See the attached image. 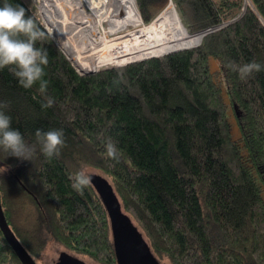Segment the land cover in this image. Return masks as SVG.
I'll return each mask as SVG.
<instances>
[{"label":"trees","instance_id":"obj_1","mask_svg":"<svg viewBox=\"0 0 264 264\" xmlns=\"http://www.w3.org/2000/svg\"><path fill=\"white\" fill-rule=\"evenodd\" d=\"M134 1L125 33L153 22L170 2L188 33L218 29L187 50L80 74L25 0H0L26 9L44 32L36 47L48 52L43 93L39 82L20 86L11 66L0 69V104L7 105L0 110L33 149L22 161L0 147L6 222L34 260L53 239L75 256L116 264L102 199L91 182L82 192L72 187L90 168L112 186L156 259L264 264V0ZM120 2L109 0L104 22ZM252 62L261 71L242 79L240 68ZM89 63L97 69L73 61L79 70ZM48 99L52 106L42 107ZM38 129L63 130L58 157L42 152ZM109 142L116 159L107 155ZM0 264H22L1 230Z\"/></svg>","mask_w":264,"mask_h":264},{"label":"bare ground","instance_id":"obj_2","mask_svg":"<svg viewBox=\"0 0 264 264\" xmlns=\"http://www.w3.org/2000/svg\"><path fill=\"white\" fill-rule=\"evenodd\" d=\"M53 1L56 4V17L58 18L56 19V37L49 28L50 26L56 29L54 20L49 22L47 20L46 26L55 43L62 47L67 46L69 49L67 54H74V56L76 54V58L71 59L65 53L72 62L82 58L80 55H85L84 58H93L100 66L120 62L128 63L162 56L184 46H194L200 40V34L190 35L181 25L173 5H169L157 17L155 23L130 31L123 37L110 39L105 30H102L103 12H105L104 7L107 8L108 0H106V5L105 0ZM91 7L94 10H91ZM88 9L92 14L88 13Z\"/></svg>","mask_w":264,"mask_h":264},{"label":"clouds","instance_id":"obj_3","mask_svg":"<svg viewBox=\"0 0 264 264\" xmlns=\"http://www.w3.org/2000/svg\"><path fill=\"white\" fill-rule=\"evenodd\" d=\"M23 36L26 39H20ZM44 32L40 31L33 22L31 16H26V9L21 5L12 6L5 3L0 7V69L11 66V71L18 83L25 89L32 88L37 82L40 91L47 89L48 82L43 79L44 67L48 64V52L46 49L36 47L38 41H43ZM241 78L244 79L253 71H261V65L252 62L240 68ZM52 99H48L42 107H51ZM7 108L6 104H0V109ZM63 130H51L43 132L38 129L36 137L41 144V150L46 157L59 156L60 150L65 146ZM0 147L22 161H31L33 149L29 147L18 129L11 127V117L0 110ZM107 155L117 158V150L113 143L106 145ZM90 183V176L84 171L76 174L72 184L73 189L82 192Z\"/></svg>","mask_w":264,"mask_h":264},{"label":"water","instance_id":"obj_4","mask_svg":"<svg viewBox=\"0 0 264 264\" xmlns=\"http://www.w3.org/2000/svg\"><path fill=\"white\" fill-rule=\"evenodd\" d=\"M216 29H218V27L197 32L196 34H200L201 36L199 42L196 45L184 46L182 48H178L173 51H170L169 53L166 54L196 47L200 44L202 38L206 34ZM212 64H214V62H212ZM94 72L96 71L93 72L81 71L80 74H91ZM222 95H224V98L229 104L230 102L227 99L228 97L227 94L225 93V90H222ZM230 123L232 126L231 134L233 135V138H236V135L239 136L236 122L234 120H231ZM89 176H90V182L98 192L109 215L111 237L114 245L116 264H160L159 261L153 255L151 249L149 248L147 241L144 238L142 232L139 231L138 227L135 225L132 219L122 210L121 204L109 182L96 173H91ZM0 230L5 240L13 249V251L15 252L16 256L18 257V259L22 264H37L35 260L29 255V253L25 250L22 244L19 242L17 237L14 235L13 231L10 229L4 217L1 203H0ZM55 264H86V263L83 260L77 258L76 256L66 251H61L59 252V256Z\"/></svg>","mask_w":264,"mask_h":264},{"label":"rangeland","instance_id":"obj_5","mask_svg":"<svg viewBox=\"0 0 264 264\" xmlns=\"http://www.w3.org/2000/svg\"><path fill=\"white\" fill-rule=\"evenodd\" d=\"M26 1V3L29 5V6H31L35 11H36V15H37V17L40 19V21H41V23L43 24V26H44V28L46 27V29H47V26H46V22H47V20H48V22L49 21H52V20H54V22H55V28L56 29H53V28H51L49 25V28L51 29V31H53L54 32V36H55V34H56V32H57V27H56V19H58L57 17H56V4H55V2L53 1V0H25ZM83 0H81V2H82ZM167 1H169V0H167ZM167 1H166V3H167ZM132 2H134V4H135V1L134 0H121V2H120V8L118 9V11H117V14H116V17L114 18V19H112L110 22H104L103 21V19H105L104 17H106L105 15L107 14V8H106V6L104 7L105 9H104V11L105 12H103V14H104V17H103V19H102V24H103V26H102V30L104 31H106L107 33H116V34H118V35H120V34H123V33H125L124 31L126 30V28L127 29H129L128 28V25H127V23H126V21H127V17H128V14L130 13V10H131V7L133 8V3ZM165 3V4H166ZM104 4L106 5V0H105V2H104ZM165 4H163V6L165 5ZM108 5H109V0H108ZM107 5V6H108ZM169 5H173V3L172 2H170V4ZM168 5V6H169ZM135 6H136V4H135ZM162 6V7H163ZM167 6V7H168ZM174 6V5H173ZM162 7L161 8H157L155 11H154V13H153V15H152V18L162 9ZM136 8H137V6H136ZM167 9V8H166ZM165 9V10H166ZM91 10H94L92 7H91ZM138 10V9H137ZM164 10V11H165ZM162 11V10H161ZM163 11V12H164ZM89 12H91L89 9H88V13ZM139 12V11H138ZM162 12V13H163ZM89 14H92V12L91 13H89ZM161 13H159L158 15H157V17H159V15H160ZM155 18V20L153 21V22H151V23H149V24H146V23H148V22H144V24L145 25H142V26H140V27H137V28H135V29H132V30H129V31H127L125 34H123V35H126V34H128V33H130V31L132 32V31H135V30H138V29H141V28H144V27H146V26H149L150 24H153V23H155V21H156V19H158V18ZM142 18V17H141ZM182 25V24H181ZM49 34H50V32L48 31V29L46 30ZM93 33V32H92ZM108 35V34H107ZM123 35H120L121 37H123ZM190 35H194V34H190ZM189 35V36H190ZM50 36L52 37V35L50 34ZM56 37V36H55ZM117 37H119V36H117ZM117 37H109L110 39H114V38H117ZM52 39L54 40V38L52 37ZM65 39V38H64ZM60 44H61V42H60V40L58 41ZM201 43V42H200ZM57 44V43H56ZM58 45V44H57ZM59 46V45H58ZM59 47H61L60 49H61V51H63V53H64V55H65V57L68 59V57H70L71 59H73V57H75L76 58V54H75V56H74V54L73 55H71V54H67V53H69L68 51H69V49L67 48V46H59ZM65 51V52H64ZM67 54V56H66V54ZM82 58H79V60H76V61H83V60H90L93 64H94V66L97 68V69H93V67H92V65H91V63H89L88 65H83V69L82 70H79V69H77L75 66H74V64H73V62L71 61V60H69L70 62H71V64L73 65V67L76 69V71L77 72H79V73H81V71L82 72H93V71H98L99 69H103V68H109V67H114V66H116V67H118V66H124V65H127V64H130V63H134V62H137V61H133V62H128V63H124V62H120V63H117V64H105V65H102V66H100L96 61H95V59H93V58H84V56L85 55H80ZM161 57V56H160ZM144 60V59H143ZM98 64V65H97ZM107 65V66H106ZM211 68H212V72H217L218 71V65H217V63L216 62H214V64H211ZM222 90H224V89H222ZM228 99V98H227ZM222 100H223V102L226 104V106H228V115H229V119H230V121L231 120H234L235 121V119H234V117H233V109L230 107V103L228 104L227 103V101H226V99L224 98V95H222ZM236 137H238L237 135H236ZM88 170V172L89 173H96V171H94V170H92V169H87ZM139 231H141V230H139ZM143 234V233H142ZM145 235V234H144ZM143 235V236H144ZM144 238H145V236H144ZM61 251H67V252H69L70 253V251H68L67 249H65L62 245H60L59 243H57L55 240H53V239H50V240H48V242L46 243V245H45V247H44V249H43V251L41 252V254L38 256V257H36L35 258V262L37 263V264H55V262L57 261V259H58V256H59V252H61ZM73 255V254H72ZM75 256V255H74ZM77 258H79V259H81V260H83L86 264H99L98 262H96V261H94V260H92V259H90V258H88V257H86V256H82V255H77L76 256ZM158 260V259H157ZM159 261V263L160 264H170V262L166 259V258H161V259H159L158 260Z\"/></svg>","mask_w":264,"mask_h":264}]
</instances>
